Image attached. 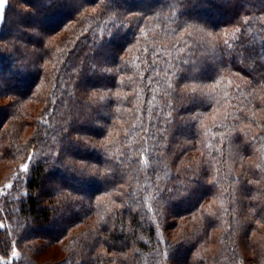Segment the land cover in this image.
Returning <instances> with one entry per match:
<instances>
[{"label":"trees","instance_id":"16d2710c","mask_svg":"<svg viewBox=\"0 0 264 264\" xmlns=\"http://www.w3.org/2000/svg\"><path fill=\"white\" fill-rule=\"evenodd\" d=\"M0 20V92L43 103L24 141L8 127L21 112L0 106V160L22 159L0 184V255L17 242L20 264H235L246 243L264 264V152L248 179L229 163L264 150V0H7ZM206 201L214 257L195 250L202 227L178 243L165 230ZM93 208L95 242L35 260L30 240L57 244Z\"/></svg>","mask_w":264,"mask_h":264},{"label":"rangeland","instance_id":"374dc122","mask_svg":"<svg viewBox=\"0 0 264 264\" xmlns=\"http://www.w3.org/2000/svg\"><path fill=\"white\" fill-rule=\"evenodd\" d=\"M7 0H5L4 5L2 8H0V18L3 15V11H4V6L6 4ZM0 25H1V20H0ZM60 35V34H59ZM1 77V74H0ZM1 89V88H0ZM264 101V96L261 98ZM14 101H18L14 96L11 95H6L3 94L2 92H0V106H6V105H10L11 110L13 111L15 110H19V118H15L17 119H13L11 121H9L8 123V127L11 126L13 131H16L17 127L19 129H21L20 131V136L22 137V140H26L28 139V137L31 135V133L33 132V130H35L37 124L36 121L34 120L36 115L39 113V111L42 109L43 107V103H42V98L40 100V98H34V99H26L21 101L20 103L18 102L17 104ZM220 113V109L218 110V114ZM7 127V128H8ZM107 137H109L107 135ZM106 137V138H107ZM98 142V141H97ZM102 142V141H101ZM252 147L254 148V154L249 155L247 157H243L240 156V150L235 147V151L236 154L231 157V159L229 160V163L231 161V163H233L234 168L236 169V171L238 173H240L243 176V179H248L249 177V173H246V167L253 166V164H257L259 163V159L263 156L261 155L263 151H259L260 148H262L263 146L261 145H252ZM253 150V149H252ZM256 152V153H255ZM253 153V152H252ZM41 151L40 149L37 150L35 157L37 161L39 159V157L41 156ZM39 156V157H38ZM34 157V159H35ZM21 156L15 157V158H3L2 160H0V184H4V192L8 193L9 190H11L12 186H13V179H10V174H12V172L14 170L18 169V165L19 163L22 161V159H20ZM261 162V161H260ZM33 163V161H32ZM50 183H56V179L53 176L50 175H46V178L44 180V187H46L47 185L49 186ZM260 183V182H259ZM25 185V184H24ZM239 187L238 190L236 191V196L235 198H239L238 196L241 195L243 197V190L242 188L239 186V184H237ZM98 196V195H97ZM96 200H103V201H112V194H101L100 196L95 198ZM211 201H218L219 202V198H213ZM240 199H238V203L236 204V208L239 211L242 212V207L243 204L239 202ZM96 203V201H94ZM209 202L206 201L204 203V205H202L197 211H195L192 215H190L189 217H179L178 218H171L170 220H174V222L171 225V229L167 231L166 230V234H168L170 239H173L176 243L178 242H182L183 241V237H185L186 235L193 233V230L199 229L200 227H202V235L203 238L197 242L196 246H195V250H197V253L200 252L203 256L205 255H211V257H214V252H216L218 246H219V241L218 239L215 237V233L216 231L214 229H211V227H209V225L206 224H201V222H204L206 219L204 217V210L205 209H209L211 211V209H214V205L213 204H208ZM93 204V203H92ZM242 205V206H241ZM214 206V207H213ZM5 207V204L3 202H0V224L4 223V219H1V216L3 214V208ZM151 210L154 211V208H152L153 206H150ZM204 207V209H203ZM94 209V208H93ZM167 208H164L162 212V219H165L167 213ZM99 217V212L97 210H92V212L88 215H86L82 221H80L76 226L71 227L70 229V234L65 236L61 241H58L57 244H51L48 246V244H43L42 242V238L36 237L32 240H30L29 242H32L34 244V246H30L31 248V252L33 253V256L35 258V260L37 262H53L55 260H60L62 258H66L68 257V254L71 253V246L75 247V244L78 242V237L77 235H79L81 238H84V240L89 239L92 242H95V235L94 232L95 230L98 229V221H100ZM199 222V223H198ZM204 225V226H202ZM165 228V226H164ZM220 231V230H219ZM163 230H160V233H162ZM264 226L263 228L261 227V230L259 231H254L252 235H254L256 239V237H260L262 238L264 236ZM164 233V232H163ZM72 236V238H71ZM213 236V237H212ZM80 238V239H81ZM17 240V239H16ZM21 243H15L14 246L12 247L9 256L5 257L0 255V264H20V262L26 261L24 259V254L23 250L20 246ZM37 246V247H35ZM40 246V247H38ZM101 248V247H100ZM243 248V252H244V257L240 258L239 261H237V263L235 264H262V260L260 258H257L258 254L253 256L252 253L250 252L249 247L246 245V243L244 244ZM179 254L181 253L178 252ZM243 254V253H242ZM27 256V255H26ZM178 256V255H177ZM176 258V259H175ZM172 260L171 264H187L184 263L182 261V259H179V257H175ZM213 261V259H211ZM216 262V261H214Z\"/></svg>","mask_w":264,"mask_h":264},{"label":"snow or ice","instance_id":"6c2138e0","mask_svg":"<svg viewBox=\"0 0 264 264\" xmlns=\"http://www.w3.org/2000/svg\"><path fill=\"white\" fill-rule=\"evenodd\" d=\"M4 2H5V0H0V8H2V7H3V5H4ZM27 170H28V166H27V165H25V166L23 167L22 171H27Z\"/></svg>","mask_w":264,"mask_h":264}]
</instances>
